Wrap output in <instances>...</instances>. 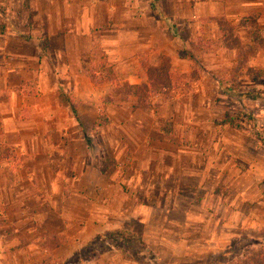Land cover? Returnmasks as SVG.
<instances>
[{"label":"rangeland","instance_id":"374dc122","mask_svg":"<svg viewBox=\"0 0 264 264\" xmlns=\"http://www.w3.org/2000/svg\"><path fill=\"white\" fill-rule=\"evenodd\" d=\"M7 1L12 21L18 25L26 19L24 24L32 30L30 19L38 14L29 2L42 0H0ZM205 23L209 24L198 47L210 56L192 58L191 71L184 79L171 75L181 89L169 90L162 77L143 74L152 79L151 90L157 89L154 116L164 118L159 130L167 137L159 141L173 150H186L180 158L183 169L172 171L166 191L162 185L166 171H155L156 178L150 181L156 185L155 194H148L147 178L139 190L130 186V154L117 165L106 153L99 171L82 172L91 182H105L102 196L108 200L91 205L92 214L101 217L107 215V209L115 213L121 209L137 213L139 219L125 220L124 229L115 231L106 229L112 222L104 219L89 226L90 233L97 228H104L103 232L80 235L75 226L62 228L55 218L52 210L58 202L49 195L47 182L53 172L41 169L42 158L34 151L23 150L19 156L0 150V159L9 163L8 172L0 169V264H241L243 256L264 247V147L253 137L264 128V74L263 84L255 86L243 75L233 76L235 60L229 67L224 59L223 67L217 68L211 53L221 47V41H215L212 22ZM242 33L233 30L230 37L241 44L240 38L246 36ZM259 34L253 31L250 37L264 47V37ZM41 46L43 43L39 49ZM246 49L252 52L251 47ZM102 50L97 46L91 51L94 61L101 58L109 70L99 71L111 83L110 102L135 98L134 106L145 110L147 103L141 106L137 100L140 90L125 85L108 59V51ZM139 62L143 73L167 68L166 60H147L143 54H139ZM214 81L218 83L215 93ZM177 93L180 97L175 99ZM28 128L34 131V126ZM106 182L114 184L109 187ZM63 191L68 193L69 186L65 184ZM20 211L21 220L15 218Z\"/></svg>","mask_w":264,"mask_h":264},{"label":"crops","instance_id":"0c3cea01","mask_svg":"<svg viewBox=\"0 0 264 264\" xmlns=\"http://www.w3.org/2000/svg\"><path fill=\"white\" fill-rule=\"evenodd\" d=\"M18 5L23 8L20 1ZM29 6L38 14L30 19L32 30L24 24L26 19L16 21L18 25L13 22L9 2H0V150L19 156L23 150L34 151L42 158L41 169L53 172L47 182L49 195L58 202L52 210L55 218L62 228L75 226L80 235L103 232L104 228H97L90 233L89 226H97L104 219L112 222V227L106 228L111 231L123 230L125 220L139 219L137 213L121 209L116 213L107 209V215L93 216L90 206L108 200L102 196L105 182H91L82 172L99 171L106 153L117 165L130 154L131 188L139 190L147 178L148 194H155L156 185H150L155 171H166L162 175L166 191L172 171L183 169L180 158L186 152L159 141L167 135L159 130L164 118L154 116L156 96H150L147 105L137 102L145 104V110L134 106L135 98L107 101L111 83L91 70V50L97 46L107 50L117 76L126 85L146 84L149 88L140 70L139 54L147 60L164 59L169 73L186 76L192 61L182 53L192 51L191 58L210 56L198 45H202L204 28L209 24L205 22H212L215 41H222L219 26L225 25H218L216 20L220 19L231 34L233 30L246 34L240 38L241 45L251 47L252 52L244 51L245 66L264 71L263 43L257 45L250 37L253 31L264 37V0H42L29 2ZM40 43L44 57H40ZM211 57L217 68L223 67L224 59L232 67L236 50L221 46ZM90 73L99 80L93 82ZM213 84L215 93L218 83ZM191 110L195 117L194 108ZM99 112L108 123L93 134ZM30 125L34 131L28 130ZM0 169L8 172L9 163L0 159ZM65 184L68 193L63 191ZM15 218L24 216L20 211Z\"/></svg>","mask_w":264,"mask_h":264},{"label":"trees","instance_id":"16d2710c","mask_svg":"<svg viewBox=\"0 0 264 264\" xmlns=\"http://www.w3.org/2000/svg\"><path fill=\"white\" fill-rule=\"evenodd\" d=\"M25 5H26V2H24V6ZM216 21H217L218 25H220V24L225 25V28H222L221 26H219V30H220L221 37H222L221 39H223V35L226 36L221 41L220 45L224 46L226 48H229V49L231 48V49L236 50L235 66H234V71L232 72L233 76L243 75L244 77H246L247 79L252 81L254 83V85H262L263 82L261 79V75L264 74V71H256V70L250 69V68L245 66V63H246V58L244 57L245 46L239 44L238 40L235 39L233 36L230 37L231 36L230 35L231 33L229 32L230 29L228 26H226L227 24L224 21H222L220 19H217ZM43 50H44V46H43V48H41L40 57L45 56ZM182 57H184L185 59L192 60L190 54L189 53L187 54V52H185V51L182 53ZM95 65H97V66H95ZM103 65H104V61L101 58L97 62H95L93 59V62L91 63V70L93 72H100L99 70L104 69L105 72L109 73L108 68H105V66H103ZM240 71H242V72H240ZM145 74H147V76H149V77L155 76V75L162 77L163 80L165 79V82L167 84L166 85L167 89L173 90V91L178 90V87H180V84L178 86H176L177 85L176 81H172V78L173 77H179V79L185 78V76L172 75L171 73H169L168 64H167L166 69L165 68H161L158 70H155V69L147 70L146 69ZM100 75L102 76V78H104V80H107V81L109 80L107 77H104L101 72H100ZM89 77L91 78V80L93 82H97L99 80L98 77H95L94 74H91V73L89 74ZM149 77H147L149 88L146 85H144L143 87L142 86L141 87H130V86L126 85V83H125V85L130 87L131 89H135L137 91L140 90V92L138 93V96H137L138 97L137 100H139L142 103H146L150 96H156L157 95V92H156L157 89H155L154 92L151 90L152 89L151 86L153 84H152V79ZM102 81H103V79H102ZM141 98H143V99L140 100ZM110 99H107V101ZM228 119H227V122H231V120L230 119L228 120ZM107 123L108 122H107L105 116L103 115V113L99 112L97 115V119L94 123L92 133L93 134L96 133L100 127L106 125ZM253 137H254V140L257 141V143L260 146L264 147V128L256 130V134ZM242 258H243V262L241 264H264V247H260L256 251H251L250 253H248L246 256H243Z\"/></svg>","mask_w":264,"mask_h":264}]
</instances>
